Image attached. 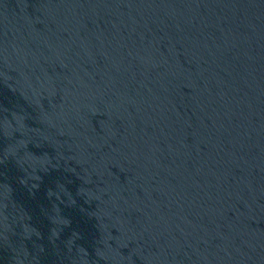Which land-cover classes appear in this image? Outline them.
<instances>
[{"label":"water","instance_id":"1","mask_svg":"<svg viewBox=\"0 0 264 264\" xmlns=\"http://www.w3.org/2000/svg\"><path fill=\"white\" fill-rule=\"evenodd\" d=\"M0 264H264V0H0Z\"/></svg>","mask_w":264,"mask_h":264}]
</instances>
